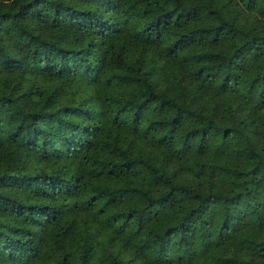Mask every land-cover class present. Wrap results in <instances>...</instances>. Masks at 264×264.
<instances>
[{
    "label": "trees",
    "instance_id": "trees-1",
    "mask_svg": "<svg viewBox=\"0 0 264 264\" xmlns=\"http://www.w3.org/2000/svg\"><path fill=\"white\" fill-rule=\"evenodd\" d=\"M3 139L0 264H264V0H0Z\"/></svg>",
    "mask_w": 264,
    "mask_h": 264
},
{
    "label": "rangeland",
    "instance_id": "rangeland-1",
    "mask_svg": "<svg viewBox=\"0 0 264 264\" xmlns=\"http://www.w3.org/2000/svg\"><path fill=\"white\" fill-rule=\"evenodd\" d=\"M2 138V137H1ZM6 141L5 139L1 140L0 142ZM7 142V141H6ZM6 146H4V151H7V149L11 148L12 145L10 142L5 143ZM3 154V152H0V155Z\"/></svg>",
    "mask_w": 264,
    "mask_h": 264
}]
</instances>
